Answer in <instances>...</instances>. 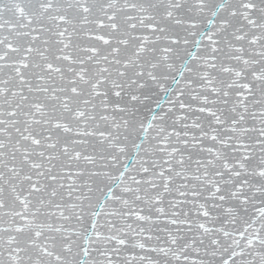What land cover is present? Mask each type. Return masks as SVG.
Masks as SVG:
<instances>
[{
    "label": "snow or ice",
    "instance_id": "1",
    "mask_svg": "<svg viewBox=\"0 0 264 264\" xmlns=\"http://www.w3.org/2000/svg\"><path fill=\"white\" fill-rule=\"evenodd\" d=\"M0 264H264V0H0Z\"/></svg>",
    "mask_w": 264,
    "mask_h": 264
}]
</instances>
